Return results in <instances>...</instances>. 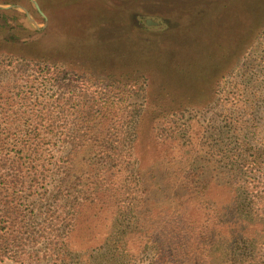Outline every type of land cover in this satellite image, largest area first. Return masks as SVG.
I'll use <instances>...</instances> for the list:
<instances>
[{"label":"rangeland","instance_id":"obj_1","mask_svg":"<svg viewBox=\"0 0 264 264\" xmlns=\"http://www.w3.org/2000/svg\"><path fill=\"white\" fill-rule=\"evenodd\" d=\"M35 1L41 13L31 0H0V85L9 82V95L27 97L13 99L11 109H22L15 122L29 118L37 125L34 115L48 91L45 67L88 79L135 74L129 103L143 110L153 100L159 109L167 98L188 97L186 108L162 125L172 121L192 155L210 161L216 203H224L220 218L228 214L223 221L251 231L256 263L264 264V0ZM0 122L13 125L12 114L0 113ZM20 137L6 147L22 148ZM36 171L25 174L33 183L20 203L25 224L50 176ZM11 241L0 250V264H52L46 242L31 245L23 237L15 248ZM82 256L73 253L69 264H82ZM88 264L111 263L92 258Z\"/></svg>","mask_w":264,"mask_h":264},{"label":"trees","instance_id":"obj_2","mask_svg":"<svg viewBox=\"0 0 264 264\" xmlns=\"http://www.w3.org/2000/svg\"><path fill=\"white\" fill-rule=\"evenodd\" d=\"M43 71L48 91L35 127L29 118L15 122L22 109H11L12 102L24 94L9 95L10 83L0 85V113L12 114L13 124L0 122V250L11 240L19 248L24 237L31 245L46 242L52 264L71 263L75 252L83 253L82 264H257L251 231L223 221L228 214L220 218L224 203H216L210 161L192 155L172 121L162 125L188 97L167 98L159 109L153 100L143 110L129 103L135 74L88 79ZM18 135L23 147H6ZM38 167L50 176L25 224L20 203L33 187L25 174Z\"/></svg>","mask_w":264,"mask_h":264},{"label":"water","instance_id":"obj_3","mask_svg":"<svg viewBox=\"0 0 264 264\" xmlns=\"http://www.w3.org/2000/svg\"><path fill=\"white\" fill-rule=\"evenodd\" d=\"M31 1H32L33 4L35 5V7L39 10V7H38L36 1H35V0H31ZM0 8H1V7H0ZM12 8H14V7H12ZM22 11L25 13V15L28 17V19L33 23V25L38 29V27L34 24L33 18L29 15V13H28L26 10H24V9H22ZM39 11H40V10H39ZM40 13H41V11H40Z\"/></svg>","mask_w":264,"mask_h":264}]
</instances>
